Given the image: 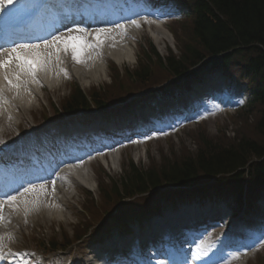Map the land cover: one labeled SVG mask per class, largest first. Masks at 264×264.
I'll return each mask as SVG.
<instances>
[{"label":"bare ground","instance_id":"obj_1","mask_svg":"<svg viewBox=\"0 0 264 264\" xmlns=\"http://www.w3.org/2000/svg\"><path fill=\"white\" fill-rule=\"evenodd\" d=\"M39 2L40 5H44L46 0H36V2ZM2 2V0H0ZM55 5V4H53ZM6 6V3L3 4V7L0 8V22L3 20V10ZM41 13V9H39ZM72 17H75L77 15L76 12H67ZM82 15H85V12H80ZM81 15V18H84ZM129 17V16H128ZM107 16H104V18L98 19L96 23L97 25H101L103 23H107L106 20ZM109 19V17H108ZM123 21H126L128 19H122ZM102 21V22H101ZM104 21V22H103ZM57 25L54 23L50 24L49 29L53 30L56 28ZM142 25L139 23L138 25L134 24L129 27H124L123 29H120L117 31H104L101 35V41H97V35L101 33V30L96 31L93 33L89 38L86 39V41L89 44L97 45L96 47H88L84 50L81 60L82 62H77L73 59L71 49L69 48L67 51H65V44L62 43V40H66L69 36H72L71 34L63 35L60 40H56L50 45L45 46H39L37 48H34V50H28L23 49L22 52L26 55H35L36 53H39L40 57L42 58L44 65L41 67L35 76L30 75L26 71L23 73H20V79L19 81L16 80L17 73L20 72L18 68H16L15 64L16 61L13 59V63L8 68H0V137L4 134L5 122H8L9 119H11L10 111L13 113L16 110V106L21 110V112H30L31 102L33 100H36V96L38 94L42 93L40 92L39 84L42 82L48 90L51 92H54L58 89V87L61 84L60 80V73H64L65 70H71L73 75L81 81V83H85L86 85H90V83L95 81H101L102 77L106 75L105 72V63L103 58L100 56L101 50L106 53L107 56L113 61H115L119 66H122L124 64L132 65V62H134L135 55L134 50L132 48V44H130V36H135L139 30L141 29ZM1 30H4L3 28H0ZM149 32L152 34L153 42L158 46L162 51L165 49L166 41L170 38V34L166 31V29L163 26H160L159 24H156V26L152 25L149 27ZM141 33V32H140ZM137 36V35H136ZM14 57L15 52H5L4 54H1L0 61H6L9 59V56ZM7 77L8 79H11L13 84L18 83L19 87L14 88L8 84V79H5ZM82 83V84H83ZM137 82H129L125 83L123 85L122 89L123 92H132L137 90ZM211 96V95H210ZM215 98L213 95L211 96ZM224 97V94L222 92H219V97L222 99ZM188 103L190 104V111L191 113L194 112L195 107H197L199 104H195L193 101L188 100ZM15 105V107H14ZM177 112H173V115L171 117H175V114ZM179 113V112H178ZM165 114H168V112H165ZM16 120L19 119L18 116L13 115ZM160 117H163L161 114ZM165 119V118H164ZM4 120V121H2ZM156 120L161 125H167L164 121H162L159 118H156ZM167 121H171L167 119ZM45 136H47L45 134ZM52 137V136H50ZM57 141L59 142V139L57 138ZM40 146L42 147L44 144V139L39 142ZM64 145V144H62ZM84 145H88L89 148H93L90 146V144L84 143ZM114 148V147H113ZM38 148L32 147L31 145H27L26 148L22 150V152L27 154V158L29 161L28 166L25 167L27 164V160L23 159L26 164L23 165V170L25 171L24 175H35V172H39L35 168L31 167V162L34 160V151H37ZM73 149L67 152L72 153ZM41 155V154H39ZM2 156L1 160H10L9 158L17 159V155H10V157ZM110 158H104L102 163L108 166L107 162L109 161L112 165L116 164V160L119 157L118 155L111 154L109 156ZM47 162V160H45ZM55 162V161H54ZM82 165L86 163V160L84 162H80ZM52 166V164H51ZM51 166L44 165V170L49 169ZM47 167V168H46ZM118 168H120L118 166ZM118 168L113 169V171H117ZM130 166H128V169ZM127 169V170H128ZM67 174H62L61 176H58L56 181V185L51 187L48 186L46 189L45 187H40L39 191H29L25 195H20L19 198H16L13 202H5L2 206L4 208L1 211V215L3 216L4 220L0 221V242L5 240L9 237L11 234L17 235L18 229L22 226V223H24L25 216L24 212L29 210L31 207H34L30 210V213L32 212H40L39 215L36 213H33L34 217H37L38 220H41L42 218L58 221L59 224L69 223L68 218H64L65 214L63 212V207L66 205V202L68 199L72 198V193L69 191L71 189H75L76 185L87 188L91 191L95 190L96 186V179L93 175L90 174V169H79L78 167L67 169ZM12 174L17 177L18 175H21V172H18L17 170H11ZM65 187L67 191H60L61 188ZM60 191V192H59ZM109 199V198H108ZM108 199L106 198H100L98 201L102 202L103 204H106L108 202ZM97 202V206L100 204ZM219 211L216 209L213 211V213H209L207 211H198L194 214L188 213L187 214H180L178 215V218L176 221L180 223H186L188 224L183 225L186 226L184 228H178L176 230V236L173 237L177 243L180 244V241H183L185 238L188 240L186 242V245L193 246L196 243L199 242V239L201 236H197V238H193L194 235L188 234L187 232H193V231H202L205 232L207 228H203V226L208 225L209 221L212 222V220H219L220 216ZM53 218V219H52ZM62 218H64L62 220ZM42 219V220H43ZM189 223L195 225V229H192L191 225ZM197 223V224H196ZM164 229L163 226H157L154 229L149 228L146 231H149V234L143 235L142 237H139L138 239H132V238H122L117 239L115 241H110V243L102 248H95V251L98 253V258L102 261H105L108 259V261L111 262L109 259V253H111V257H113L114 262L120 261V255L121 250L128 249L127 255L130 257V260H134L135 264H152L155 260L158 261L162 256V254H174L176 253V243L174 242H166L163 240V237L166 239L169 236V232L172 231V228L165 226ZM200 225V226H199ZM179 224L177 225V227ZM243 226H246L243 224ZM242 226V228H243ZM166 231L164 236L159 237L158 233L160 230ZM236 231L230 232L227 236L224 237V244L233 247L237 246L238 243H242L241 239H251V236L255 234L257 231H254L252 229H248L247 226L243 233V235H239L237 233V230H239L237 227H235ZM185 230V231H184ZM140 236V235H139ZM143 240L145 241L146 246L143 244ZM193 240V242H192ZM162 248V249H161ZM203 249V246H202ZM4 254V253H3ZM211 257V256H209ZM159 258V259H158ZM189 257H185L184 255L181 257L184 261H187ZM206 258V257H202ZM112 259V258H111ZM109 264H114L110 263ZM0 264H7L6 262H1Z\"/></svg>","mask_w":264,"mask_h":264},{"label":"trees","instance_id":"obj_2","mask_svg":"<svg viewBox=\"0 0 264 264\" xmlns=\"http://www.w3.org/2000/svg\"><path fill=\"white\" fill-rule=\"evenodd\" d=\"M190 4L194 20L192 43L180 50V57L170 54L163 61L153 51L148 61L151 62L154 57L158 65L174 75H181L187 67L201 63L204 68L213 66L223 70L226 65L237 62L239 70L246 74L244 76L254 79L252 83L256 92L244 110L258 113L254 126L257 137L242 136L239 142L228 146L206 141L195 157H187L181 164H167L158 170L139 174L131 166L125 187L141 194L159 185L197 186L212 179L216 181L213 186L218 188L230 186L240 190L245 182L243 175L246 174L242 170L253 164L251 169L248 168L254 184L249 193L253 194L263 187L258 179L264 169V0H191ZM224 52H231L226 57V63L213 60L214 55ZM149 71V66H142L136 71V77L146 80L150 76ZM89 105L84 95L76 90L68 109H89ZM96 105L101 107L102 104Z\"/></svg>","mask_w":264,"mask_h":264},{"label":"rangeland","instance_id":"obj_3","mask_svg":"<svg viewBox=\"0 0 264 264\" xmlns=\"http://www.w3.org/2000/svg\"><path fill=\"white\" fill-rule=\"evenodd\" d=\"M162 23H163V26L166 28V30L172 29L176 33L178 34L180 33V38H181V41L183 42L190 40V38L192 37L190 21L180 22L178 24H173L174 22H171V23L162 22ZM145 33H147V35ZM145 33L142 34V32L141 33L138 32L136 34L137 36L133 40L135 41V44L131 43L132 48L135 51L136 58L138 54L140 56V59H142V56H143L142 50H146L145 47L148 46V43H146V37H148L149 39L151 38L148 32L145 31ZM185 34L188 36V38L185 37ZM167 41L168 43H167L166 48L169 46L172 49V51L174 50L177 52L178 48H177L176 43L173 40V37L171 36L170 39H168ZM165 53H166V50L163 51V54ZM100 55L103 56L105 55V53L101 51ZM108 59L110 60V58ZM133 63L134 62H132L130 69H133L134 67H136V66H133ZM137 65H139V61ZM106 71H107V74L101 78L102 80L100 82L99 81L92 82L90 83L89 87H85V89L83 90L89 93V88L92 85L101 86L105 82L109 83L110 78L108 77L109 76L108 68ZM66 74H68V76L69 75L72 76L73 73L69 69V70H66ZM60 80H61V84L59 86L58 91L51 92L50 90H48V88H46L43 90L42 95L38 97L37 100L31 102L30 112L26 111L23 113L21 112L22 109L16 106L15 107L16 110L12 113V116L16 115L19 117V119L16 120L15 118H11L9 119L8 122L4 123L5 124L4 129L6 130L4 131V135L2 137L15 139L22 131L27 132V130H31L32 128L38 127L37 126L38 124L42 125L45 121H49L50 119H52V117L53 119H58L57 116L62 117L64 114L60 110L57 111V114L48 112L49 114L48 116L42 117L43 113L45 112L44 108L50 109L52 104L55 107L59 108L62 105L60 103L61 100L66 98L70 94L69 88H67L65 85L66 84L65 74L61 73ZM69 85H72V83H69ZM200 111H205V108L201 109ZM239 114H243V115H238V118H236L235 121H233V126L232 125L227 126L224 124L227 121V117H226L225 111L220 110L218 111V114L214 118H207V120H205V123L201 124L200 127L196 126L195 123L190 124L188 122L183 124V126H186L188 129L183 130L182 132L180 131V129L183 126L177 127L176 129L173 130V134H174L172 138V143L174 147L173 151L171 150L169 146L172 143L170 142L166 143L165 140L167 138L165 139L164 136L161 137L159 141H151L148 145L144 143L133 145V147L129 148L128 151L121 152L122 155H119L122 157V162H121V165L119 166L120 168H118L116 172L111 170L110 174L112 175V178L115 180V182H117L119 178L123 177L127 173V171L129 170L128 166L131 162L134 164L135 167H137L135 169L140 174L144 170L148 171L149 169H155V170L162 169L161 167L166 166L167 164L171 165L173 163H180V162L183 163L185 161L184 160L185 158L195 157V155L198 154L197 152L201 149L203 143H205L206 141L216 142V144H218L219 146H228V145H233L230 143L239 142L242 136H249V137L251 136V137L256 138L257 137L256 131L254 133V129H255L254 126L256 124L255 123L256 119H254V117H251L249 115L248 116L249 120H248V118L244 116V114H247V113H239ZM132 116L133 115H127L125 117H120L119 120L123 121ZM32 122L36 124H33ZM187 131H190L191 133L192 142L190 141V138L186 134ZM176 132L178 134L175 135ZM179 134H181V138L183 142H185L184 146H181V142L177 136ZM153 140H156V139H153ZM160 147H162L161 150L159 149ZM123 162H125L124 165H122ZM98 164H100V162H97V163L95 162V164L94 165L92 164L93 166H90V168L92 167L94 169L95 168L97 169ZM103 189H104L103 185L100 184V190H103ZM150 196L151 195L149 196L146 195V196H141V197L137 196L135 198L124 200V202L119 207L113 205L111 206V208H108V209L105 208L100 216H99V213L96 215V213H94L93 211L90 216L91 221L87 224L81 223V227H84V226L86 227L87 225H90L92 227L96 225L97 223L101 226L102 223L107 222L108 216L110 214H114V215L120 214V211L125 210L126 208H128V206H141L142 202L146 201ZM87 200H88V195L86 193L83 194V191H81L80 188H77L74 191L73 198L68 199L67 201L68 204L63 209V212L65 214L64 218L69 219V223L67 224L66 223L59 224V222L56 220H55L56 222H53L52 220L42 222L43 218L41 220H38L37 217L34 218L33 216H31L28 222L25 224V226L24 227L22 226V229H20V232H18L19 234H21V237L23 239L20 238V241L15 240V246L21 249H16V248L11 249L12 250L11 255L23 253L29 257L28 259H31L29 255V250H30L29 248L31 247V244H29V242L34 239L38 241H51V244H53L55 241L56 243H59L60 245L64 246V242L61 240H64L65 237L61 234V227L67 233V236H69L70 239L73 237L72 235L76 231H79L82 229L81 227L79 228L77 224V218L76 216L71 214V212L69 211V207H73L74 211H78V208L82 205V203L84 202L85 204ZM135 201H138V203L136 204ZM201 202L204 203L203 200H201L200 202L198 200L195 201L192 204V207H195L198 209L200 207ZM204 204H208V203H204ZM212 204L214 205V203ZM93 205L94 204L92 205L87 204L86 207L84 205L83 208L87 209L88 207L89 210H93L94 209ZM217 205H222L223 207H225L226 212L229 211V209H231L228 203L226 204L220 203ZM242 215L243 214H241L240 216ZM64 218H62V220ZM74 225H76V228H74ZM137 229L138 228L136 226H133L132 232H130L128 236L130 238L135 237L137 235L136 234ZM119 231L120 232L124 231V229L123 228L119 229L118 227H116L113 233H116ZM110 238L107 239V241L110 240ZM105 240L102 241L101 244L105 243ZM99 242H90L88 243L87 246L84 245L85 247L82 246V247L71 248L74 244L70 245L68 249H66V251H63V252L64 253L72 252L73 253L72 255H76V256L75 257H71L69 255L62 256L65 258L68 257L72 259L70 261L69 260L64 261L63 259L56 258V257L48 260L47 258L43 259L38 255H34L35 256L34 259L39 260L38 264H45V262H49L51 264H88L89 260L91 259L89 258L91 255V251L93 250V248H95L93 245ZM249 260H252V262L254 263L256 259L253 257Z\"/></svg>","mask_w":264,"mask_h":264},{"label":"snow or ice","instance_id":"obj_4","mask_svg":"<svg viewBox=\"0 0 264 264\" xmlns=\"http://www.w3.org/2000/svg\"><path fill=\"white\" fill-rule=\"evenodd\" d=\"M12 4L13 0H2L0 2V8L3 7V4ZM135 23V21H133ZM105 30H101V33L97 35V41H101V35L103 34ZM62 43L65 44V51H67L69 48L71 49L72 57L74 60H76L78 63L82 62L81 57L84 52V50L88 47H96L97 45L89 44L85 38L81 35H75V36H69L66 40H62ZM34 46L32 45H21V49H29L31 50ZM15 56L12 57L9 56V59L6 61H0V68H8L12 65L13 59L16 61V68L20 70L19 73L16 75V80L19 81L20 79V73L27 72L32 76H35L37 71L43 67L44 62L42 58L40 57L39 53H36L35 55H26L24 52L14 49ZM5 79H8L5 77ZM8 84L14 88H18L19 84H13L11 79H8ZM16 200L15 196L8 197V202H13ZM0 211H2V207H0ZM0 220H3V216L0 215Z\"/></svg>","mask_w":264,"mask_h":264}]
</instances>
